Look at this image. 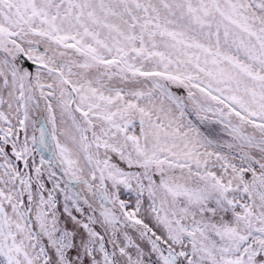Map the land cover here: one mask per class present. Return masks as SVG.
Here are the masks:
<instances>
[{
	"label": "rangeland",
	"instance_id": "obj_1",
	"mask_svg": "<svg viewBox=\"0 0 264 264\" xmlns=\"http://www.w3.org/2000/svg\"><path fill=\"white\" fill-rule=\"evenodd\" d=\"M85 1L0 0V264H117L130 243L148 264H264V0H196L182 28L181 5L101 0L82 49L25 19L62 9L71 34Z\"/></svg>",
	"mask_w": 264,
	"mask_h": 264
},
{
	"label": "trees",
	"instance_id": "obj_2",
	"mask_svg": "<svg viewBox=\"0 0 264 264\" xmlns=\"http://www.w3.org/2000/svg\"><path fill=\"white\" fill-rule=\"evenodd\" d=\"M129 0H105L107 6H108V9H109V6H110V3L111 4H115L117 5L118 3L122 4L126 10L128 9V12L130 13V15H134V12L137 10L136 9V6L134 3H129L128 2ZM134 1V0H133ZM171 9L177 7L178 5H181L180 8H181V13L179 14V12H174V14L167 20V25L166 27H175L177 26V28H182L184 27V25L187 23V12L190 11V8H191V2H194L196 0H164ZM100 5H101V0H86L85 1V4L83 7H81V9H77L74 11L75 14H73V16L75 17V19L77 20V22L79 23V26L78 28H76L71 34H67L66 33V29H68V26L64 28V25H63V20L65 18V14L58 9H54V11H52L53 13H49L47 14L45 11H40V12H36L34 14L32 13H28L26 11V20L29 22V24L31 26H33L35 28V23L37 20H41L42 23H43V29L42 30L40 27L38 29H40L42 32L46 33L47 35H50L51 37L55 38L56 40H58L59 42H61L62 44L64 45H71V40L72 39V43L74 44L75 47L77 48H80L82 49V46H88V47H91L90 45L84 43V39H85V34L86 32H82L83 28L86 27V31L89 30V28L93 27L94 23H96L99 18L101 19H104L106 22H111L110 20V17L109 16H103V15H100V12L99 10L101 9L100 8ZM67 10H68V14H69V11L70 9H74V5L72 4L71 6H66ZM50 12V11H49ZM135 16V15H134ZM134 16H132V21H127L126 22V25L127 26V34H125L127 36V65H130L131 67L133 66L134 62H135V59H136V55H135V51L133 50H130L132 49V47H136V48H139L137 46V42L138 41V36L135 34V29H134ZM222 17H225L222 15ZM231 17H227L226 19H222L223 22L226 24V25H229V21H230ZM104 20H101V21H104ZM119 26V25H117ZM125 26H119L121 29H123ZM113 33H114V36H113V40L114 41H118L117 38L121 39L123 36H121L119 33H117L116 31L113 30ZM167 34V36H171L172 34V30H170V28H166V31H165V35ZM103 36L106 38V34H105V31H104V34ZM137 41V42H136ZM172 49V48H171ZM99 52V51H98ZM122 53H120V57L122 56V54H124L123 51H121ZM106 54V53H105ZM130 54V55H129ZM116 56V55H115ZM119 57V59H120ZM101 58L103 59H106V56H101ZM134 60V61H132ZM47 65L48 67H50V69H55L57 67L55 62H53L52 60H48L47 59ZM49 64H52L53 66H50ZM136 70H139V71H143L141 70L140 68H136ZM159 72V71H158ZM166 73H169L170 72H166ZM33 79V78H32ZM21 87V86H20ZM20 103H21V111H23L25 108L23 107L24 105V97H20ZM1 120H4L3 118H1ZM22 123L24 125V133L26 134V125H25V121L22 120ZM1 132V131H0ZM0 138L2 140H5V138H8L6 139V141L9 140V142H12L11 138L9 137V135H6V134H3V133H0ZM81 139V138H80ZM83 142L85 144V140L83 139ZM0 143H1V140H0ZM0 146H2V144H0ZM13 146V144H12ZM3 147V146H2ZM70 150V148L67 150V156H69L68 154V151ZM36 149L33 148V151H32V155L34 157V170L35 172H37L38 176H37V180L39 182V185L41 186H45V182L43 180V178L41 177L40 175V167L39 165L42 163L40 162V156H39V152L37 151V154L35 153ZM71 152V151H70ZM4 155L6 156V158L8 159H11L10 157V154L8 153V151L4 148ZM86 156V160L84 159V161H86L89 165V159L91 160V154L89 156L88 153L85 154ZM229 155H226V158H228ZM39 159V160H38ZM68 161V159H66ZM42 161V160H41ZM69 164V162H68ZM92 165V164H91ZM91 168L93 166H90ZM15 168V166H14ZM16 169V168H15ZM245 181V179L243 177H241V182ZM62 184L65 186V188L69 189L70 188V185H69V182L68 180H62L61 181ZM56 184L57 182L55 181V179H51V187L48 191L49 195H51L52 193H54L56 191ZM250 186V185H249ZM54 187V188H53ZM92 187V186H91ZM62 191V193L64 192L65 189H63L61 186L60 188L57 189V191ZM28 191V190H27ZM55 198L56 199H59L58 198V195L55 194ZM63 195L66 197L67 195H65L63 193ZM41 197H43L42 194H40ZM51 196H49L50 198ZM49 202V201H48ZM53 201H50L48 204H52ZM54 204V203H53ZM81 205V203H80ZM80 205H78V208L80 207ZM242 206L244 207L245 206V203H242ZM76 209V208H75ZM77 211V210H76ZM92 217H94V214L91 212ZM249 221V219H248ZM95 224H96V228L93 227L94 230H96L97 234L100 235V232L98 230L97 227H100L101 230L103 231V233L107 236V239L109 237V235L107 234V232L105 231V229L103 228V226L99 223V221H97L96 219L94 220ZM250 222V221H249ZM261 223V222H259ZM251 226H253L252 224H250ZM259 225V224H257ZM261 234H263V230L260 231ZM260 234V236H262ZM102 235V234H101ZM104 238V237H103ZM109 243L113 244V241L109 238ZM250 244H255V241L251 239V242ZM131 250L130 251H127V253H125V250H119V251H116V250H113L112 253L113 255L115 256L116 260H117V264H129L125 261V257H128L129 260H132V261H135L137 264H148L147 260L144 258V254H142V252H140L139 249H137L132 243L129 244ZM247 246V245H246ZM245 246V247H246ZM137 251V252H136ZM140 253L139 254V259L133 257L135 254L137 253ZM125 253V255H123L121 257V255ZM150 264V263H149ZM153 264V262L151 263Z\"/></svg>",
	"mask_w": 264,
	"mask_h": 264
},
{
	"label": "water",
	"instance_id": "obj_3",
	"mask_svg": "<svg viewBox=\"0 0 264 264\" xmlns=\"http://www.w3.org/2000/svg\"><path fill=\"white\" fill-rule=\"evenodd\" d=\"M97 228H98L100 234H102V236H104V233H103V231L101 230V228H100V227H97ZM105 242H106V241H105ZM106 243H107V242H106Z\"/></svg>",
	"mask_w": 264,
	"mask_h": 264
}]
</instances>
